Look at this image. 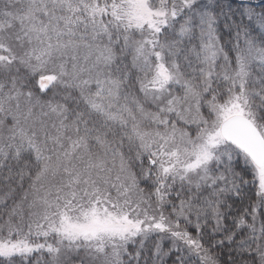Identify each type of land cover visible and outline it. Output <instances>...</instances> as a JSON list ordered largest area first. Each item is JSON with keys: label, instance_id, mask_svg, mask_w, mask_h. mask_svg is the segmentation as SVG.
<instances>
[{"label": "snow or ice", "instance_id": "obj_1", "mask_svg": "<svg viewBox=\"0 0 264 264\" xmlns=\"http://www.w3.org/2000/svg\"><path fill=\"white\" fill-rule=\"evenodd\" d=\"M0 264H264V0H0Z\"/></svg>", "mask_w": 264, "mask_h": 264}, {"label": "trees", "instance_id": "obj_2", "mask_svg": "<svg viewBox=\"0 0 264 264\" xmlns=\"http://www.w3.org/2000/svg\"><path fill=\"white\" fill-rule=\"evenodd\" d=\"M257 2H258V0H257ZM226 40H227V36L222 37V43H223L224 41H226ZM229 47H230V45H229Z\"/></svg>", "mask_w": 264, "mask_h": 264}]
</instances>
